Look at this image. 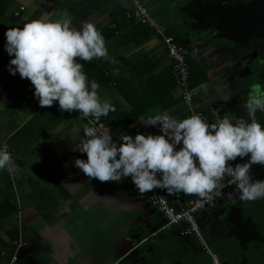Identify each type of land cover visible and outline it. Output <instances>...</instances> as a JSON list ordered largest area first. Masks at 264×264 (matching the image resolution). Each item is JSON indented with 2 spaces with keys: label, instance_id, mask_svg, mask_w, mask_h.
I'll return each mask as SVG.
<instances>
[{
  "label": "crops",
  "instance_id": "0c3cea01",
  "mask_svg": "<svg viewBox=\"0 0 264 264\" xmlns=\"http://www.w3.org/2000/svg\"><path fill=\"white\" fill-rule=\"evenodd\" d=\"M141 2L159 23H168L163 0ZM129 9L126 0H0V41L6 43L9 28H22L26 22L40 19L69 17L75 28L91 22L101 33L111 29L114 36L106 42L111 59H102V65L110 68L113 83L109 90H98L101 100L116 108L111 122L127 124L130 118H123L135 107L139 117L131 125L136 127L125 125L123 133L130 131L133 137L137 133L160 134L158 127L140 124L141 118L166 112L183 119L189 113L163 41L150 28L128 21L125 13ZM178 28H174L176 32L170 29L176 37L170 36L184 48L194 49L197 38L179 41ZM202 46L199 58L191 62L194 77L189 82V87L199 92L196 109L211 123L216 115L210 109L218 103L228 106L223 116H245L243 105L251 87L240 75L242 66L235 53L222 44L203 42ZM5 66L0 58V145H7L17 170L12 174L0 171V264H7L10 245L18 240L26 246L20 250L17 264H34L43 249L53 252L60 264L79 250L88 264H95L100 227L111 223V215L116 223H124L123 212L147 223L153 229L149 235L157 232L165 224L164 218L141 199L143 193L129 178L123 183L100 182L75 167V159H87L86 154L72 150L85 138L83 119L74 111L59 110L58 102L41 112L30 109L34 87L18 73L6 74ZM221 197L226 199L228 194ZM172 204L179 207L184 201ZM213 213L212 208L207 209L195 218L210 222ZM173 229L180 232L184 228Z\"/></svg>",
  "mask_w": 264,
  "mask_h": 264
},
{
  "label": "clouds",
  "instance_id": "9594fccd",
  "mask_svg": "<svg viewBox=\"0 0 264 264\" xmlns=\"http://www.w3.org/2000/svg\"><path fill=\"white\" fill-rule=\"evenodd\" d=\"M5 37L4 50L13 57L7 70L31 82L41 107L58 102L61 111L78 110L95 120L116 111L110 101L101 100L99 83L89 81L81 63L109 57L105 38L93 23L75 28L69 17L32 20L22 28H9ZM243 109L246 115L239 118L221 117L217 110L214 123L199 114L177 119L157 113L142 117L140 124L158 127L160 134L123 133L118 141L107 130L85 125V138L72 150L87 159L73 163L100 182L123 183L130 177L141 193L164 189L211 199L223 195L221 181L228 176V183L235 185V196L228 194L233 203L237 198L264 199V180H253L251 174L254 165L264 166V125L257 119L258 112L264 113V85H251ZM246 157L234 166L229 163ZM4 170H17L6 144L0 145V171Z\"/></svg>",
  "mask_w": 264,
  "mask_h": 264
},
{
  "label": "flooded vegetation",
  "instance_id": "af4514ba",
  "mask_svg": "<svg viewBox=\"0 0 264 264\" xmlns=\"http://www.w3.org/2000/svg\"><path fill=\"white\" fill-rule=\"evenodd\" d=\"M194 5L197 9L192 7ZM176 9L179 14L177 18L182 21L178 29L184 35H179V41H185L186 38L191 37L197 38L200 49L203 47V42L222 44L225 48L232 49L235 53L234 58L242 66L240 75L246 85L249 88L255 83L264 85V0H190V2H183ZM180 9L182 12L179 11ZM219 10H225L230 17L235 16L232 25L226 31V35L234 41L218 40L216 38L218 33L211 29V26L215 25L213 16ZM185 11L186 14L183 13ZM257 119L264 125V113L258 112ZM247 159V157L244 158L242 162ZM240 161L241 159L237 158L233 163L234 165L242 163ZM251 174L253 180H264V166L254 165ZM229 193L235 196L234 192H227ZM212 210L214 213L210 222L197 221V223L201 238L204 236L215 251H220V255L216 257L221 264H242L246 256L254 258L258 250L263 249L264 199L240 201L237 198L233 203L228 197L226 199L220 197ZM120 216L126 220L125 224L122 223L123 227L125 226L122 228L125 233L127 232L125 229L131 226L132 229L137 230L134 235L143 236L144 242L142 241L141 248L146 253V257H133L132 260L136 264H159L161 257L171 260L170 264H194L196 263L194 256L200 259L201 264H209L210 257L200 245L197 237L185 236L183 230L178 232L177 229L172 228L173 230L158 233L150 238L152 234L149 235L147 223L144 224L135 215L129 214L128 216L126 213H121ZM115 224L116 221L111 215V223L100 227L98 232L100 242L97 244L96 260L112 254V251L110 252L111 242L117 233L114 228ZM255 227L257 230L260 228L263 230L262 235L260 233L255 235L256 238L253 236ZM251 247L257 250L252 253ZM249 252H251L250 256H248ZM221 256L225 258V261H222ZM252 258L246 264H264V256ZM111 264H113L112 260Z\"/></svg>",
  "mask_w": 264,
  "mask_h": 264
},
{
  "label": "built area",
  "instance_id": "2783aa9c",
  "mask_svg": "<svg viewBox=\"0 0 264 264\" xmlns=\"http://www.w3.org/2000/svg\"><path fill=\"white\" fill-rule=\"evenodd\" d=\"M126 1L130 3L131 9H129L125 13V18L128 21H135L142 26L150 28L153 33L156 36L160 37V39L163 41V44L166 47L168 58L173 63L176 87L181 92V101L184 107L187 109L189 116L193 114H199L208 123H211L207 115L204 112L197 110L195 107V100L199 95L198 90L191 89L189 87V82L191 79V62L199 58L200 48L195 47L192 50H188L182 45H180L174 37L168 35L166 27L152 17L149 10L141 2V0ZM15 16H19V13L15 14ZM4 45L5 44L0 41V58L6 62L4 70L5 73L10 74V72L7 70V66L13 57H10L7 54V52L4 50ZM28 107L36 112H41L46 108L41 107L36 99L30 100L28 103ZM227 109L228 106L226 104L218 103L211 107L210 112L216 115V112L218 110L220 116L223 117V113ZM74 112L77 113L83 119L85 125L96 127L100 129V131L107 130L112 136L113 140H116L113 135V126L104 121L102 117H100L99 120H95L92 117L81 116V113L78 110ZM229 163H232L234 166L233 162ZM129 179L131 180L130 177ZM229 180L230 177L225 176L224 179L221 181V183L225 186L222 189L223 194L228 189H235V185H230L228 183ZM220 197L221 196H214L213 198L208 199L199 197L195 194H185L183 192L170 193L164 189H155L153 191L143 193L141 199L146 202L149 206L154 208L165 220V224L157 232L152 234L150 238H153L158 233L170 230L173 227L183 226V235H191L197 237L200 245L210 257L212 264H221L216 255L212 254L203 242L199 234L198 224L195 220V216L197 213L214 208L218 203ZM172 201H184V204L179 207H176L172 204ZM25 246L26 243H24V241L22 240L13 242L10 245L12 253L9 257L7 264H17L19 252ZM1 254L2 256L7 255L6 251H3Z\"/></svg>",
  "mask_w": 264,
  "mask_h": 264
},
{
  "label": "water",
  "instance_id": "95a60500",
  "mask_svg": "<svg viewBox=\"0 0 264 264\" xmlns=\"http://www.w3.org/2000/svg\"><path fill=\"white\" fill-rule=\"evenodd\" d=\"M190 2V0H163V6L165 8V19L168 21V23L166 24V28H177L178 26H180L182 24V21L179 20V14L177 11V7L181 6V4L183 2ZM193 3H191L192 5ZM192 7H195L192 6ZM196 8V7H195ZM197 9V8H196ZM180 12L181 9L179 10ZM186 14V11L183 12ZM235 18V16H228L227 12L225 10H219L218 12H216V15L213 16V21L215 23V25L211 26V29H213L215 32L218 33V37L216 36V38H218V40H228L229 41H234L233 38L229 37L226 35V31L229 30L230 26L233 23V19ZM217 23V24H216ZM178 34H182L181 31H178ZM178 35V37L180 38V36ZM183 35V34H182ZM184 36V35H183ZM200 43H198L196 41V44L194 46L199 47L200 48ZM262 85V83H260ZM256 178L257 175H256ZM263 208V207H262ZM125 224V223H123ZM183 227V226H180ZM114 228H116L117 233H116V237L115 239L111 242L112 244V249L110 250V252L112 251V254L110 253V255L108 257H102L99 258L98 260H96V264H111V260L113 262V264H136L132 258L133 257H137V258H145L146 253L142 250L141 246L143 244V236L140 234L138 235H134L135 233H137V230L132 229L131 226H128V228L125 229V231H127L126 233L123 231L122 228H125V226L123 227L122 223H116ZM151 228V227H150ZM149 229L150 232H153V229ZM262 231L261 228L260 230H257V228H254V237L256 238V234L260 233V235H262ZM127 234V235H126ZM252 248V247H251ZM257 249H253L251 250V252L253 253L254 251H256ZM251 252H249L248 256L251 255ZM53 252H50L48 250H41L39 252V255L36 259V261L34 260V264H60L57 262V260L55 259V257L52 254ZM258 253V254H257ZM254 256V258L260 257V256H264V247L261 250H258ZM252 258V256L250 257H245L242 261V264H246L248 263V261H250V259ZM252 258V259H254ZM160 262L159 264H170V261L168 258L164 257V258H159ZM194 261H196V263L194 264H201L200 259H198L196 256H194ZM65 264H88L87 261L81 257V250H79V253L77 255H73L70 256L66 261Z\"/></svg>",
  "mask_w": 264,
  "mask_h": 264
},
{
  "label": "trees",
  "instance_id": "16d2710c",
  "mask_svg": "<svg viewBox=\"0 0 264 264\" xmlns=\"http://www.w3.org/2000/svg\"><path fill=\"white\" fill-rule=\"evenodd\" d=\"M105 41L108 42V40H111V38L114 36V33L111 31V29L107 30L105 33H102ZM109 58L111 59V55L109 56ZM81 63L84 64V72L86 73V75L89 78V81L91 80H95L99 83L100 85V89H106L109 90L111 89V84L113 83V78H111V70L109 67H107V65H102V59H93L90 62H84L81 61ZM194 77V72H192L191 70V79ZM117 85H119L117 83ZM190 86V85H189ZM137 108H132V110L130 111V113H128L126 116H124L123 119L125 118H130L129 122L125 125L130 126L134 120L136 118L139 117ZM102 118L107 121V123H109L111 125V123L113 124V135L115 137V139L118 141L120 136L123 134V132H125V128L127 126H125L124 124L120 126L121 121L118 122H111V112L107 115V116H102ZM127 133H130V131H128ZM126 134V133H125Z\"/></svg>",
  "mask_w": 264,
  "mask_h": 264
},
{
  "label": "rangeland",
  "instance_id": "374dc122",
  "mask_svg": "<svg viewBox=\"0 0 264 264\" xmlns=\"http://www.w3.org/2000/svg\"><path fill=\"white\" fill-rule=\"evenodd\" d=\"M145 5V4H144ZM145 7L149 10V12H150V14H151V10H150V8L149 7H147L146 5H145ZM162 24V23H161ZM163 25V24H162ZM165 25V24H164ZM166 26V25H165ZM167 27V26H166ZM167 29V28H166ZM170 29H174V28H168L167 29V32H169V30ZM173 31H175V29L173 30ZM178 31H179V29H178ZM176 32V31H175ZM173 35V32H169V35ZM174 37H176L175 35H173ZM176 40V39H175ZM177 41V40H176ZM227 192H234V190L233 189H228V190H226L224 193H227ZM143 203V202H142ZM124 213V212H123ZM153 214H154V212H153ZM195 220H196V222H197V219L195 218ZM198 224V223H197ZM174 228V227H173ZM202 238H203V241H204V243H205V245L207 246V248L213 253V254H215L217 257L220 255V251H215L214 250V248L207 242V240L204 238V236H202ZM216 252V253H215ZM221 259H222V261H225V258L223 257V256H221ZM209 264H212V262H211V259L209 260Z\"/></svg>",
  "mask_w": 264,
  "mask_h": 264
}]
</instances>
